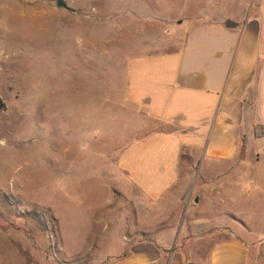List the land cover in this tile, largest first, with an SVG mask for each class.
Masks as SVG:
<instances>
[{
    "label": "rangeland",
    "instance_id": "rangeland-1",
    "mask_svg": "<svg viewBox=\"0 0 264 264\" xmlns=\"http://www.w3.org/2000/svg\"><path fill=\"white\" fill-rule=\"evenodd\" d=\"M64 1L0 0V264H115L142 239L120 156L156 128L126 98L125 63L162 48L147 45L158 8L188 16L189 0ZM178 190L143 205L186 215ZM151 229L165 243L179 227Z\"/></svg>",
    "mask_w": 264,
    "mask_h": 264
},
{
    "label": "crops",
    "instance_id": "crops-1",
    "mask_svg": "<svg viewBox=\"0 0 264 264\" xmlns=\"http://www.w3.org/2000/svg\"><path fill=\"white\" fill-rule=\"evenodd\" d=\"M173 10L151 18L161 30L147 45L162 48L125 63L126 98L156 129L120 156L141 196L143 234L115 264H264V232L247 237L264 226V0H189L188 16ZM177 190L186 215L155 217L143 205ZM257 199L258 215L240 209ZM171 225L179 229L166 244L151 229ZM152 233L163 241L148 242Z\"/></svg>",
    "mask_w": 264,
    "mask_h": 264
},
{
    "label": "water",
    "instance_id": "water-1",
    "mask_svg": "<svg viewBox=\"0 0 264 264\" xmlns=\"http://www.w3.org/2000/svg\"><path fill=\"white\" fill-rule=\"evenodd\" d=\"M58 6L64 7L68 10H72V8L68 6V4L64 0H58Z\"/></svg>",
    "mask_w": 264,
    "mask_h": 264
},
{
    "label": "trees",
    "instance_id": "trees-1",
    "mask_svg": "<svg viewBox=\"0 0 264 264\" xmlns=\"http://www.w3.org/2000/svg\"><path fill=\"white\" fill-rule=\"evenodd\" d=\"M5 108V103L3 101V99L0 96V109H4Z\"/></svg>",
    "mask_w": 264,
    "mask_h": 264
}]
</instances>
